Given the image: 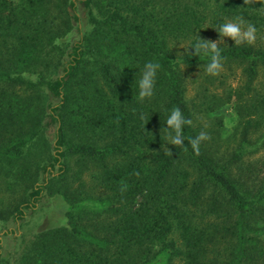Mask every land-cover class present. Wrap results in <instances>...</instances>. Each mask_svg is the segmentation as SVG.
<instances>
[{
	"label": "trees",
	"instance_id": "obj_1",
	"mask_svg": "<svg viewBox=\"0 0 264 264\" xmlns=\"http://www.w3.org/2000/svg\"><path fill=\"white\" fill-rule=\"evenodd\" d=\"M237 18L262 29L264 0H0V177L52 137L10 211L15 228L0 231V264L2 236L66 180L75 155L95 163L93 186L66 185L65 224L37 232L18 264H264V184L249 189L235 173L264 154V42L217 44L216 76L212 53L196 50ZM150 70L153 95L141 100ZM227 104L235 132L219 145L225 133L214 131L197 153L195 113ZM177 107L192 121L178 146L166 123Z\"/></svg>",
	"mask_w": 264,
	"mask_h": 264
},
{
	"label": "rangeland",
	"instance_id": "obj_2",
	"mask_svg": "<svg viewBox=\"0 0 264 264\" xmlns=\"http://www.w3.org/2000/svg\"><path fill=\"white\" fill-rule=\"evenodd\" d=\"M17 3L19 0H12ZM210 36H208L209 38ZM211 42L229 43L235 42L230 37H210ZM254 42H264V26L262 29H257L255 32ZM173 51L176 54H182L187 49L185 41H176L171 44ZM237 74L239 70H236ZM194 78V77H190ZM232 84L236 80L231 79ZM25 90V89H23ZM19 89L20 92L23 91ZM196 91L193 84L189 83L187 78L186 97L195 99ZM200 101V100H197ZM221 118L222 126L218 125L217 119ZM196 122L202 126V130L210 135L214 131L223 128L225 134L220 136L219 145H225L228 140V135L235 132L236 116L233 111V105L226 106L206 114L204 111L195 113ZM43 137L37 138L31 142V146L27 157L15 169L12 176L0 177V231L6 228H15V224L9 218V214L13 206L24 196L27 187L31 185L36 167L39 166L49 154V144L52 137L47 130ZM220 133V132H219ZM257 137L251 140L256 141ZM48 146V147H47ZM226 159L227 156H224ZM69 165V173L65 181L53 182L47 187L43 199L40 201L37 210L29 213L25 220L22 221L20 228L17 229L16 235L2 236L3 240V261L1 264H18L20 256L29 246L32 238L37 232L44 228H53L65 224V210L68 203L63 198V191L66 185L70 188L78 187L83 184L84 189H89L95 182L92 178L96 172V165L90 160H85L78 155L67 158ZM243 166L240 170L235 169L238 179L244 181L249 189L261 188L264 184V154L263 151H257L243 158ZM246 169L245 171L243 169ZM19 169H25L21 172ZM28 177L31 179L29 182Z\"/></svg>",
	"mask_w": 264,
	"mask_h": 264
},
{
	"label": "clouds",
	"instance_id": "obj_3",
	"mask_svg": "<svg viewBox=\"0 0 264 264\" xmlns=\"http://www.w3.org/2000/svg\"><path fill=\"white\" fill-rule=\"evenodd\" d=\"M247 2V0H246ZM219 32L221 37H230L235 41V44H242L247 42L248 44H252L255 41V32L256 28L252 24H247L245 26V22L241 18H237L236 21H228L224 24L220 25ZM201 49L207 53L210 51L212 53L210 63L206 66V71L209 75L216 76L219 74L222 64L220 58V52L217 47L216 42H202L196 45V50L199 52ZM146 67L150 69L159 68L160 65L152 62H148L145 64ZM156 72L154 70H150L143 76V79L139 81V97L141 100L145 98H149L153 95V88L155 83ZM168 128L171 131L168 133L169 140L171 144L174 145H182L183 144V134H182V126L184 124H192L191 120H185L182 115L181 110L177 107L174 108L171 112L170 117L167 120ZM174 133V135H173ZM209 139L207 133L201 132L196 138L190 141L193 149L198 153L199 145L201 141Z\"/></svg>",
	"mask_w": 264,
	"mask_h": 264
}]
</instances>
